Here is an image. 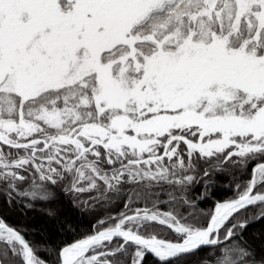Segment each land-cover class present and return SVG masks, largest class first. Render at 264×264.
<instances>
[{
  "label": "snow or ice",
  "instance_id": "obj_1",
  "mask_svg": "<svg viewBox=\"0 0 264 264\" xmlns=\"http://www.w3.org/2000/svg\"><path fill=\"white\" fill-rule=\"evenodd\" d=\"M0 264H264V0H0Z\"/></svg>",
  "mask_w": 264,
  "mask_h": 264
},
{
  "label": "trees",
  "instance_id": "obj_2",
  "mask_svg": "<svg viewBox=\"0 0 264 264\" xmlns=\"http://www.w3.org/2000/svg\"><path fill=\"white\" fill-rule=\"evenodd\" d=\"M230 195V193H229ZM44 207H51L53 209H56L59 207L61 209V216L65 215L68 211L67 205L62 204L61 202H53L51 205H45ZM30 218L27 221L29 226L32 225H42L45 223L44 217L40 213H30L29 214ZM8 222L11 223L12 225H19L24 221V218L21 216H18L14 213H8L7 214ZM52 225H48V227H51ZM259 225L256 226V230L259 229ZM38 238V237H37Z\"/></svg>",
  "mask_w": 264,
  "mask_h": 264
}]
</instances>
